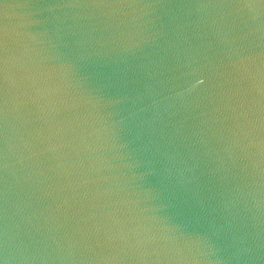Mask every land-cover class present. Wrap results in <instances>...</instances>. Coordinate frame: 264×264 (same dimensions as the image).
Wrapping results in <instances>:
<instances>
[{"label": "water", "instance_id": "1", "mask_svg": "<svg viewBox=\"0 0 264 264\" xmlns=\"http://www.w3.org/2000/svg\"><path fill=\"white\" fill-rule=\"evenodd\" d=\"M0 264H264V0H0Z\"/></svg>", "mask_w": 264, "mask_h": 264}]
</instances>
